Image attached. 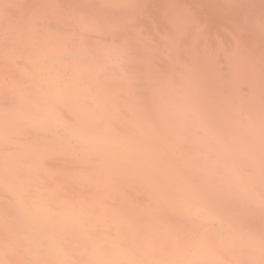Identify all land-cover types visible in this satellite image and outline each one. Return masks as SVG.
Segmentation results:
<instances>
[{"label":"bare ground","instance_id":"1","mask_svg":"<svg viewBox=\"0 0 264 264\" xmlns=\"http://www.w3.org/2000/svg\"><path fill=\"white\" fill-rule=\"evenodd\" d=\"M18 1L0 0V264H264V0L229 48L191 52L136 30L143 0Z\"/></svg>","mask_w":264,"mask_h":264},{"label":"rangeland","instance_id":"2","mask_svg":"<svg viewBox=\"0 0 264 264\" xmlns=\"http://www.w3.org/2000/svg\"><path fill=\"white\" fill-rule=\"evenodd\" d=\"M14 1L19 2L6 0V3L13 6ZM242 4L243 0H143L139 14L135 16L139 25L136 30L143 31L154 44H157L155 42L160 36L174 32L176 37L170 40L171 48L177 47L182 51L191 52L193 48L202 49L204 45L211 49L229 48L232 36L242 27L241 22L238 26L231 25L234 17L240 16ZM7 13L14 14L11 9ZM23 21L24 18L18 23L21 24ZM180 24L182 27L177 28ZM173 27L177 29L173 30ZM6 36L0 33V37L6 39ZM182 51L180 50L179 54H182ZM175 53L171 55L174 59H169L168 56H163V59L175 61L179 59V56H184L175 55ZM159 59L161 60V57ZM238 61L242 62L244 58H238ZM218 71L224 73L225 69L220 68L216 70L217 73ZM8 238L11 236L7 234L0 236V240Z\"/></svg>","mask_w":264,"mask_h":264}]
</instances>
